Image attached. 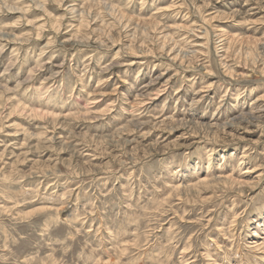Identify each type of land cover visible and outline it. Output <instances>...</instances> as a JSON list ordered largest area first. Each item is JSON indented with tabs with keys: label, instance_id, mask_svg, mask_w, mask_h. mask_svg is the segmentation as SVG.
<instances>
[{
	"label": "rangeland",
	"instance_id": "rangeland-1",
	"mask_svg": "<svg viewBox=\"0 0 264 264\" xmlns=\"http://www.w3.org/2000/svg\"><path fill=\"white\" fill-rule=\"evenodd\" d=\"M0 264H264V0H0Z\"/></svg>",
	"mask_w": 264,
	"mask_h": 264
},
{
	"label": "bare ground",
	"instance_id": "bare-ground-1",
	"mask_svg": "<svg viewBox=\"0 0 264 264\" xmlns=\"http://www.w3.org/2000/svg\"><path fill=\"white\" fill-rule=\"evenodd\" d=\"M169 85V84H168ZM38 114L40 115L41 113L38 112Z\"/></svg>",
	"mask_w": 264,
	"mask_h": 264
}]
</instances>
